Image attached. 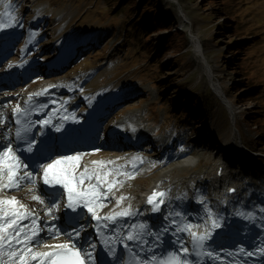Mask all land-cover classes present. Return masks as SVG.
Here are the masks:
<instances>
[{
    "label": "rangeland",
    "instance_id": "374dc122",
    "mask_svg": "<svg viewBox=\"0 0 264 264\" xmlns=\"http://www.w3.org/2000/svg\"><path fill=\"white\" fill-rule=\"evenodd\" d=\"M54 1H0V9L9 10L12 8L15 15L12 22L15 23L17 28L23 30L21 35L23 39L17 37L11 46L13 50L16 49L15 62H19L23 57L25 58L24 62L19 64L18 69L27 68V74L30 75V82L32 83L31 87L21 86L15 89L13 92L16 96L14 104L22 103V96L35 90L40 84L51 83L55 73L51 68L62 70L60 72L63 75L60 79L72 82L71 85L75 89L80 87L85 80H89L86 87L94 89L93 93L78 96L75 100H71V103L77 106L78 115H89L96 103L108 102L112 108L114 102L129 98V95L119 93L120 88L117 89L118 85L115 86V81L109 77L116 66L113 60L115 57L123 56V53L120 52V37L124 29L119 28L116 21H125L127 27L133 29L134 33L136 31L142 34L143 42L149 44H147V48H150V50L143 48L139 56L140 63L146 65L151 58L149 54L151 52H154V54L156 52L157 56L159 53L161 56V64H156V71L161 65L162 76L157 72V78L155 75L153 78L160 89L162 85L161 91L165 100L168 102V99L171 98L169 104L172 105V110L174 111L177 106L181 107L182 104L187 107L188 112L190 110L195 112L196 108H202L194 116L198 120L194 135L197 136L203 132V138L208 139V146L217 149V145H219L223 151L226 150L228 135L231 132L235 133V126L232 125V114L229 112V106L227 105V102H232L234 110L238 112L237 125L239 130L242 132L251 130L250 136L243 134L244 143L261 151L264 159V121L262 123L263 119L260 115L262 101H259L258 98L262 81H260L261 78L254 77L253 72H247V70H250L249 65L244 68L247 61L245 56L246 44L253 39L249 28L256 35L261 34L263 36L264 44V33H262L264 27V0H259L262 7L261 14L256 12L259 9L251 4L255 0H224L222 6L216 8L217 13L224 10L229 15L232 14L235 18L238 17L240 21V24L235 22L229 29H225L223 24L217 27L219 22L212 21L210 18V14L215 13L216 0H151L148 6H145L148 0H104L100 6V9L103 8L104 10L100 12V9H97L93 22L83 26H79V17L81 14L84 15L85 12L80 7L85 5L86 2H81V0H57L59 3L53 8ZM217 1L220 2V0ZM111 14H114V16ZM161 14L162 19H165L167 15L170 20L167 23L161 22ZM223 20L228 21V19ZM109 21L110 26L105 28ZM140 22L143 24L136 25ZM157 22L165 27L159 32H154V29L159 26ZM245 23L249 25V28L244 26ZM219 27H222L226 34L220 33V38L217 40L213 36L218 34V30L221 29ZM171 33H178L182 36L180 38L182 42L176 39L177 44L174 48H170V44L167 42L170 40L168 36ZM230 33L235 35L229 38ZM96 34L103 35L101 37L102 42L99 45L101 49L105 46L108 47V45L111 47V68L101 64L100 67L91 69L90 65L86 64L91 60L92 64L100 61L102 53L100 49L92 50L90 54L84 56L85 60L83 62L75 66L63 67L68 58L76 54L78 47H83V42H88ZM241 35L243 37H240ZM165 43L167 46L163 47ZM198 44L202 49L198 47ZM130 47L138 49L141 46L130 42ZM196 47L200 49V53H197ZM179 48L181 49L180 53H178ZM240 48H245V52L234 55ZM84 54L82 52L81 56ZM157 56L153 59H156ZM259 56H262V53L259 52L256 55V57ZM205 60L215 77L208 71ZM210 74L215 78L213 82L220 89L222 87L227 96L224 95L222 99H219L212 92L213 89H210L212 88ZM159 80L161 84H159ZM248 83H251L252 86L242 92L244 98L241 95L238 96L236 89L234 90V85L238 84L239 88L237 90L241 91L247 87ZM106 90L109 92L106 93ZM250 96H253V98ZM89 98H91V101L87 102L86 100ZM83 100L85 102L80 103ZM150 103L151 101L148 98H136L129 101L122 109L100 115L109 117L102 131V141L117 132H126L131 133L139 141V144L144 145L142 150H134L129 147L123 151L108 150L104 147L97 150L115 153L130 159L121 158L119 160V163L124 166V170H131L134 174V178L125 177L120 192L124 195L127 194L135 201H137V196L132 194L133 191L134 193L135 191L140 193L141 190L152 184H161V186L170 184L172 177L169 176L163 180L162 177L167 171L173 170L185 155L194 154L191 156L197 159L207 158L204 162H211L214 158L204 156L200 149L190 147V141L186 138L179 141L184 142L179 147L177 135H180V129L177 128V132L174 134V127H171L168 124L169 122H161L158 108L152 111L149 108ZM11 105L12 103L9 102L0 110V113L6 116L8 125H10V115L13 109ZM188 112L183 110L184 115L193 119ZM213 138L217 139V145L214 144ZM109 157L104 158L102 162H108L114 158V156ZM134 168L136 169L132 170ZM199 168L202 167L190 168L181 174H192ZM27 173L28 171L23 169L19 175L26 176ZM252 175L259 179L262 186H264V173L259 172ZM33 179L35 180V176ZM26 189L33 191L34 195L42 201L43 196L39 193L41 192L40 189H38L39 192L35 190L36 180L34 184L28 181L25 189L17 193L6 192L3 195L11 198V200L17 197V201H19L23 198L19 195L24 191L22 193L24 197L32 200L34 206L39 205L40 202L26 196ZM107 198H110V196ZM54 204L60 206V202H54ZM51 205L52 209L55 208L53 203ZM111 205L112 201L106 207L109 208ZM55 211L57 212V210ZM57 215L59 216L58 213ZM46 227L52 226L47 225ZM57 233H59L58 238H56V233L48 235L49 243L52 242L50 239L53 238H55L54 241H62L61 233Z\"/></svg>",
    "mask_w": 264,
    "mask_h": 264
},
{
    "label": "snow or ice",
    "instance_id": "6c2138e0",
    "mask_svg": "<svg viewBox=\"0 0 264 264\" xmlns=\"http://www.w3.org/2000/svg\"><path fill=\"white\" fill-rule=\"evenodd\" d=\"M36 95H39L37 93ZM31 100V97H29ZM20 109L17 108L16 112ZM44 123H47L45 121ZM59 131V129H57ZM16 137H21V131L18 129L16 132ZM18 151L20 149H17ZM27 151L31 152L32 147L29 144ZM82 160V155L67 156L62 159L56 160L55 162L48 164L43 169V183L46 185H59L67 193V205L66 207L76 210L77 207H83L92 214V217L96 220H107L115 221L117 217H125L130 215V211L125 209L121 212H116L114 215H108L105 217H99L97 215V210L104 207L103 200L107 198V193L112 190L114 185L122 183L119 180H108V176L112 173L118 175H125L128 178H134L132 173H124L120 168L106 169V164H113L114 162H93V167H84L83 171L77 173L75 171L76 167L79 166ZM26 167V165L21 164L20 159L13 152L11 147H4L0 149V180L6 177V183H0V189L10 190L19 189L21 184L25 179L31 183H35L31 173H27L26 176L19 175L21 168ZM95 180V183L92 181ZM87 183L86 187L85 182ZM107 184V190L103 191V186ZM165 193H153L148 199V203L151 204L153 211H159V205L163 203L160 199L156 202L157 197H163ZM33 200L43 203L38 196H33ZM126 199V197H120L117 200V207L121 201ZM18 206V207H17ZM24 205L20 204L16 199L12 200H0V252L6 249H13L8 252L10 257H16L19 264H29V259L38 261V264H87L88 260L91 259V254L84 252L83 249H78L75 243L71 244H58L51 246L52 251L48 252H34L32 243L35 237L39 235V227L37 226L36 220L32 221V226L28 227L22 225L21 221L28 219L32 213L27 210H23ZM51 215V210L48 212ZM217 223L213 221L212 227H217ZM134 232L129 233L126 239L129 241H138L140 244L148 243L145 237L146 235H153L154 239L152 241V248L159 247V237L160 233L153 234L152 232L146 230L145 224L141 223L139 225H133ZM116 231L115 228L112 229ZM176 231L187 232L192 238L193 247H201L203 241L207 239V235H197L192 231V226L184 225L183 227H178ZM54 229H49V232H54ZM162 231H167V226ZM59 233H56V238H58ZM72 239L71 233H65ZM78 235V233H77ZM177 249L176 251L168 252L163 257L157 258L155 255L149 257L143 264H191L187 259H183L182 256L186 257L188 255V248L184 246L183 242L178 238L177 241L173 242ZM39 241H37V246ZM14 245H22V247L17 252L14 249ZM127 247V245H125ZM137 264H140L138 261Z\"/></svg>",
    "mask_w": 264,
    "mask_h": 264
},
{
    "label": "bare ground",
    "instance_id": "6f19581e",
    "mask_svg": "<svg viewBox=\"0 0 264 264\" xmlns=\"http://www.w3.org/2000/svg\"><path fill=\"white\" fill-rule=\"evenodd\" d=\"M195 43H196V41H195ZM196 45H197V43H196ZM196 49H197V53H200V49L198 47H196ZM52 84H54V83H52ZM52 84H50V85H52ZM55 84H57V82H55ZM61 84H64L65 85L64 82H61ZM214 85H215V83H214ZM57 93H59V95H53V101H54V103L59 104L60 103V98L62 96L61 94H63V93L62 92H57ZM2 95H3V92H2V90H0V96H2ZM72 95L75 96L76 95V92H74ZM65 96H67V95L65 94L64 97ZM46 102L51 104V99L47 100ZM64 102H65V105L66 106L65 107H62L60 109V112L61 113L57 114L56 117H55V119H57V120H66V125L67 126H76L77 125L76 119L78 117L74 116L75 106L71 105L69 101L64 100ZM4 104H5V100H2L0 102V109L2 108V106ZM23 104H25V102ZM35 105L39 109V110H37V114L38 115L42 114V112H44V109H46L47 107H49L48 105L45 106V104L43 103V101H40V102L37 101ZM50 109L51 110H54V111L52 113H49L51 111L50 110L49 112H47V114L49 115V119L53 120V118H54V112L57 109L55 107H51ZM229 110H230L231 114L236 117V115H237L238 112L236 110H233L231 107H229ZM3 120H4L3 125H4V128L6 129L8 127V122L4 118H3ZM103 120L106 121V119H103ZM235 120H236V122H235L234 125L237 128V130H239L238 125H237V123H238L237 118ZM51 126H52V124H51ZM51 126H48L47 130L50 129ZM243 134H245V135L247 134L248 136H250L251 131H243L242 132V131L239 130V132L236 133V134H234L233 132H231L228 135V137H227L228 138V147H227L226 150L227 151H233V150H236L237 147L246 148L244 146L243 142L241 141L243 139L242 138ZM129 137L130 136L127 135V136H125L123 138H129ZM76 138L77 139H80V140H86V138H88V137L86 136V134H82L80 136H77ZM97 138H100V135H98L97 133H95L94 136L91 139L93 140V139H97ZM113 138H116V137H113ZM116 144L119 145L120 143H118L116 141V139H110V145H112L114 147V145H116ZM118 145H116L115 147H118ZM139 147H141V146H139ZM78 152H81V151H78ZM57 154L58 155H63V153L60 150H58ZM77 155H81V154H78L77 153ZM93 155H95V153H93ZM60 158H62V157H60ZM184 162H185L184 167H186V166L192 167L195 163H197V159L196 158H193V157H188L187 159H185ZM121 171H123V170L121 169ZM225 172H226V169H225L224 173ZM6 182H7L6 177L3 178L2 180H0V183H6ZM27 182H28V180L25 179L23 181V186L20 187L19 189H15L14 188V189L3 190V191L4 192H9V193L10 192L11 193H17V192L25 189V186L27 185ZM177 182H175V180H173L170 183L171 185H168L167 186V188H169V191L171 193V195H170L171 197L170 198L173 199V202H170L168 204V207H166L165 210L160 213L161 214V217L160 218L162 219L161 220L162 221L161 225L159 227L158 226H155V225H152V228H148V226L151 225V224L148 223L147 220H144L142 223L145 224L146 230L152 232L153 234L160 233V236L163 234L164 236L167 237V236H169V232H168L169 227H173V230L176 231L175 230L176 228L182 227L183 225H185V223H187V221H190V225L192 226V231L193 232H197L198 231L201 234L207 235L208 237L214 235L217 232V230H214V231L211 230V224L208 225L207 222L205 223L204 221H200V220L196 221V219H200L201 218L202 212L196 211L194 208H189L188 205L187 206L184 205L183 198H186L187 197V194H188V191H186V189H185V186L187 184H185V186L183 184L181 187H179V185L177 184ZM176 191H179V192H176ZM22 193L20 195H22ZM39 193L42 194L41 192H39ZM25 194H26V196H30V193L29 192H26ZM132 194L135 195L136 192L134 193V191H133ZM61 196L62 197H66L63 194ZM22 197L26 201L32 202V200H29L28 197H24V195H22ZM125 197H126V199H124L125 202L127 204H129L133 208V216L135 218H136V216H142V215H146L147 214V213H145V211L141 207L142 204H143V202L141 200H139V201L138 200L137 201H132L127 196H125ZM0 200H4V197L0 196ZM54 201L57 202L55 199H54ZM106 202H108V201L107 200L104 201L103 204L105 205ZM174 202H177V204L176 205H173ZM25 203L26 204L24 205V209H22V211L23 210H31V207L28 205V203L27 202H25ZM51 207L52 206L50 205V202H46L45 201L44 203H40L39 204V211H40L39 213H41L42 216H43L42 218L44 220L43 221L44 224L46 223L45 217H47L49 215L47 213V209H49ZM206 207H207V210L205 212H204V210H202L204 216H203V219H201V220H205V214H208L209 215L208 206H206ZM180 208L184 209L185 210V213H183L180 210ZM64 209H66V208H64ZM100 209H98L97 212H99ZM188 211H191V214L190 213L186 214ZM54 212L55 211L51 209V213H54ZM193 213H194V215H193ZM107 215H108V212H106V213L103 214V216H107ZM157 218H158L157 216H153L152 217V220H155ZM175 224H177V225L174 226ZM135 225H139V224H135ZM217 225H218L217 227H219V224L218 223H217ZM165 226H167V231H162L165 228ZM58 231H60V230L59 229H55V231L52 232V233H57ZM176 232H178L179 239L183 242L184 246L189 249L190 248V246H189L190 244L189 243L191 242V240H189L190 235L187 232H181V231H176ZM52 233H50V232L49 233H46L45 236L48 235V234H52ZM145 237L148 238L149 241H150V247L147 249L148 254L149 255H158L157 253H154L153 254L154 251H152L154 249H158V247H155V248H152L151 247L152 241L154 239V236L153 235H146ZM232 240H233V237H231L228 240V245L225 246V243H223V244L220 243L221 240L215 239L214 240L215 245L213 246V249L206 250V252L208 253L207 254V260H210L211 261V262L208 261L207 264H234V259H236L237 261H239L240 263H242L245 260L246 257H249V258L252 257V255H251L250 252L253 251L254 245H255V242H254V239L253 238L251 240L250 239L247 240V241L250 242V247L247 249V251H244V252H242V251L235 252V250L233 249V245L231 243ZM257 244H258V242H257ZM53 245H57V244L56 243L50 244L48 247H46V250L45 251H52L53 248L51 246H53ZM32 247H33V245H32ZM20 248L18 247L16 249V251H19ZM244 248L245 247L241 248V250L244 249ZM0 253H6V252L3 251V252H0ZM8 258H10L9 255L3 257V259H8ZM2 263L3 262L0 261V264H2Z\"/></svg>",
    "mask_w": 264,
    "mask_h": 264
},
{
    "label": "trees",
    "instance_id": "16d2710c",
    "mask_svg": "<svg viewBox=\"0 0 264 264\" xmlns=\"http://www.w3.org/2000/svg\"><path fill=\"white\" fill-rule=\"evenodd\" d=\"M223 1L224 0H220V2L219 1H217L216 0V7L214 8L215 9V13L214 14H210V18H211V20L212 21H215V22H219V24H217V27L220 25V24H223V25H225V29H229L230 27H232V25H234L235 24V22H236V18L231 14V15H229L228 13H226V11H224V10H222V11H220V12H218L217 13V9L216 8H218L219 6H222V4H223ZM142 3V2H141ZM151 3V0H148V2L146 3V5L145 6H148L149 4ZM143 4V3H142ZM161 16V22H164V23H167L170 19H169V17L166 15V17H165V19H162V14L160 15ZM223 19H228V21L227 22H224L223 21ZM141 24H143L142 22H140V23H137L136 25H141ZM157 24L159 25L157 28H155L154 29V32H159L162 28H164L165 26L164 25H161V24H159V22H157ZM219 28H221V29H219L218 30V34H215L213 37H215L217 40H219V38H220V33H222V34H226V32H225V30H223V28L222 27H219ZM153 32V33H154ZM235 34H231L230 33V35H228V37L229 38H232L233 36H234ZM169 38H170V40H168L167 42L170 44V48H174V46H175V44H177V41H176V39L177 40H180V38L182 37L181 35H179L178 33H171L169 36H168ZM240 37H243L242 35L240 36ZM166 42V43H167ZM180 42H182L181 40H180ZM163 44V47H165V46H167V44ZM148 44V43H147ZM149 45V44H148ZM151 47V46H150ZM152 48V47H151ZM180 51H181V49L179 48L178 49V53H180ZM241 52H244V49L243 48H240L239 49V51L236 53V54H238V53H241ZM235 58V57H234ZM230 62V61H229ZM228 65V64H227ZM240 69V68H239ZM242 71V70H241ZM243 82V81H242ZM244 82H245V79H244ZM248 87V86H247ZM247 87L246 88H244L243 90H241V91H238L237 90V88H239V86H238V84H235L234 85V90L236 89V93L238 94V96H243L242 95V92L245 90V89H247ZM243 98H244V96H243Z\"/></svg>",
    "mask_w": 264,
    "mask_h": 264
}]
</instances>
